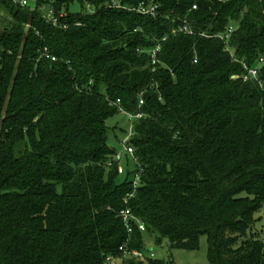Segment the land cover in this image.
Wrapping results in <instances>:
<instances>
[{
  "label": "trees",
  "instance_id": "16d2710c",
  "mask_svg": "<svg viewBox=\"0 0 264 264\" xmlns=\"http://www.w3.org/2000/svg\"><path fill=\"white\" fill-rule=\"evenodd\" d=\"M263 56L264 0H0V264H165L123 256L145 232L186 250L206 235L209 264H264ZM253 67L258 80L232 78ZM140 95L134 191L107 120ZM126 208L145 231L129 234Z\"/></svg>",
  "mask_w": 264,
  "mask_h": 264
},
{
  "label": "built area",
  "instance_id": "2783aa9c",
  "mask_svg": "<svg viewBox=\"0 0 264 264\" xmlns=\"http://www.w3.org/2000/svg\"><path fill=\"white\" fill-rule=\"evenodd\" d=\"M14 2L18 3L22 7H31L36 4L38 0H13ZM159 5L155 4L154 2H142L137 8L133 9L134 11L142 14V15H151L155 16L157 14ZM90 9V10H89ZM193 9H197V5L193 6ZM89 10V11H88ZM43 16L48 20L53 22L54 24H58L59 20L55 16V11L52 7H42L41 9ZM87 11L88 12H93V9L91 5H87ZM61 16H65L64 13L61 14ZM234 26H230L226 33L219 35L221 38L228 40L230 38L231 33L234 31ZM177 32H182L186 34H195L193 28L191 27V23L188 18L181 19V24L179 28L177 29ZM165 39V38H164ZM161 50V46L158 45L156 48H154L151 51L152 55V63L156 64L158 62L157 54ZM45 54L47 58H52V60H55V57L51 56L49 53L48 49H45ZM259 62L263 63L264 62V56L260 58ZM233 79L237 78H243L244 81H248L252 78L254 79H259V70L257 67H253L248 69V73L243 74V75H233ZM121 100H117V104H120ZM144 104V100L142 98V95H140V100H139V111L137 112H130L125 110L123 107H119L120 112L124 113L126 117L128 118L130 122L129 130L126 134V137L123 142H121L122 145V150L123 152H117L114 155V162L118 164L119 166V171L121 174L124 173V167H122V161L123 157L125 156L127 158V165H129L131 162L134 166V169L132 172H134L133 176V188L134 191H136L137 187L139 186L140 179L143 173V166L138 158V156L135 153V149L131 143V140L134 136V123L140 119H142L145 114L141 111V106ZM134 193L130 194L129 197L133 196ZM121 217L123 219V222L125 223V226L129 232V234H132L134 231L135 225L141 230L145 231L146 227L145 224L139 220L129 208H126L121 211ZM120 250L123 253V256L125 258H132L136 259L139 261H147L148 257L153 258V254L148 255L145 251L138 250V249H130L128 247V243H125L123 246L120 247ZM105 264H115V258L113 256H109L106 258Z\"/></svg>",
  "mask_w": 264,
  "mask_h": 264
},
{
  "label": "rangeland",
  "instance_id": "374dc122",
  "mask_svg": "<svg viewBox=\"0 0 264 264\" xmlns=\"http://www.w3.org/2000/svg\"><path fill=\"white\" fill-rule=\"evenodd\" d=\"M86 10L87 7L85 6ZM70 10L72 13H78L83 10L82 6L75 2L71 5ZM90 10V9H89ZM88 10V11H89ZM130 122L126 115L122 112L115 114L107 120L109 145L116 148L117 151L123 152L121 142L126 137ZM127 165V158L124 156L122 161V167H124V173L120 175V179L125 177L127 169H134L131 162ZM260 217L255 227V232L264 239V208L256 215ZM144 236V251L151 255L154 259L161 260L165 264H209L208 261V242L207 236L202 235L200 238V246L197 250L176 249L170 246L167 239L163 240L162 244L157 243L158 233L145 232Z\"/></svg>",
  "mask_w": 264,
  "mask_h": 264
}]
</instances>
